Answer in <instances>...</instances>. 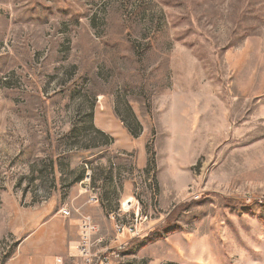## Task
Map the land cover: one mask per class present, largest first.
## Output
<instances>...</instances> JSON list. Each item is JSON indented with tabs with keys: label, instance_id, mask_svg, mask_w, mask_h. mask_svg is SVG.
Returning <instances> with one entry per match:
<instances>
[{
	"label": "rangeland",
	"instance_id": "obj_1",
	"mask_svg": "<svg viewBox=\"0 0 264 264\" xmlns=\"http://www.w3.org/2000/svg\"><path fill=\"white\" fill-rule=\"evenodd\" d=\"M87 173L110 264H264V0H0V195L45 221Z\"/></svg>",
	"mask_w": 264,
	"mask_h": 264
},
{
	"label": "crops",
	"instance_id": "obj_2",
	"mask_svg": "<svg viewBox=\"0 0 264 264\" xmlns=\"http://www.w3.org/2000/svg\"><path fill=\"white\" fill-rule=\"evenodd\" d=\"M97 128L105 135L122 134L125 131L124 128L116 125L104 124ZM102 144L103 147L100 145L98 147L108 148L111 151L121 147L120 141L110 146L109 142ZM74 149L77 150V147ZM73 177L71 180L75 182V188L67 205L81 208L90 215L89 212L92 211L90 208L94 205H86V202L94 189H90L89 185L85 184L90 178V173ZM79 182L85 185L84 189L78 187ZM127 188L125 186L124 190ZM126 194L129 193L125 191L123 195H120V200H128L129 197ZM42 216L41 210L32 212L21 209L17 200L12 199L8 193L0 195V239L9 232L22 237L10 253L7 264H55L58 258L70 263L69 255L73 253V248L79 241V227L76 218H65L59 214V210L54 215L48 216L45 221ZM94 220L97 221L95 215Z\"/></svg>",
	"mask_w": 264,
	"mask_h": 264
},
{
	"label": "built area",
	"instance_id": "obj_3",
	"mask_svg": "<svg viewBox=\"0 0 264 264\" xmlns=\"http://www.w3.org/2000/svg\"><path fill=\"white\" fill-rule=\"evenodd\" d=\"M99 201L98 194L93 190L86 205H96ZM124 203L121 210L113 212L110 215L117 236L116 241L126 233L132 237L139 235L138 214H134L133 217V213L131 212L133 203L129 204L128 208L124 207ZM59 214L65 218H76L79 227V241L74 246L73 253L69 255L70 263H66L64 259L58 258L55 264H110L111 259L120 258L124 244L121 243L119 247L109 249L105 244V238L100 235L99 227L91 215L85 213L81 208H73L68 205L61 208ZM8 243L9 240H6L5 250L7 252L0 253V264L8 263L9 250L12 248L7 246Z\"/></svg>",
	"mask_w": 264,
	"mask_h": 264
},
{
	"label": "trees",
	"instance_id": "obj_4",
	"mask_svg": "<svg viewBox=\"0 0 264 264\" xmlns=\"http://www.w3.org/2000/svg\"><path fill=\"white\" fill-rule=\"evenodd\" d=\"M262 207L264 208V203L262 204ZM152 234V233H151Z\"/></svg>",
	"mask_w": 264,
	"mask_h": 264
},
{
	"label": "bare ground",
	"instance_id": "obj_5",
	"mask_svg": "<svg viewBox=\"0 0 264 264\" xmlns=\"http://www.w3.org/2000/svg\"><path fill=\"white\" fill-rule=\"evenodd\" d=\"M129 202L127 201L125 204H128ZM125 207V206H124Z\"/></svg>",
	"mask_w": 264,
	"mask_h": 264
}]
</instances>
